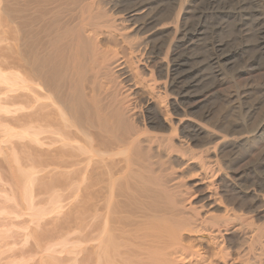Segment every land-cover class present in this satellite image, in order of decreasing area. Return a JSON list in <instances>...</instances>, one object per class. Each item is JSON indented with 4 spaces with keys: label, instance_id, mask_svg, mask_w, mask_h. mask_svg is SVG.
Returning a JSON list of instances; mask_svg holds the SVG:
<instances>
[{
    "label": "bare ground",
    "instance_id": "obj_1",
    "mask_svg": "<svg viewBox=\"0 0 264 264\" xmlns=\"http://www.w3.org/2000/svg\"><path fill=\"white\" fill-rule=\"evenodd\" d=\"M247 1L217 6L260 35L231 50L217 0H0V154L26 198L0 205L18 229L0 245L20 264H264V116L246 130L264 84L237 70L222 91L237 58L264 71L244 60L264 54V0Z\"/></svg>",
    "mask_w": 264,
    "mask_h": 264
},
{
    "label": "rangeland",
    "instance_id": "obj_2",
    "mask_svg": "<svg viewBox=\"0 0 264 264\" xmlns=\"http://www.w3.org/2000/svg\"><path fill=\"white\" fill-rule=\"evenodd\" d=\"M219 1H222V2H221V5H220V2H219ZM231 1H232V2H231ZM234 1H235V2L237 1V4L233 3ZM238 1H240V3L243 4V6H244L243 8H246V5L249 7V4H247V2H248L247 0H245V1L242 0L243 2H242L241 0H230V2H229V0H217V2H219V3L215 2V3L213 4V5H215L214 7H213V6H207V7H206L207 9L204 7V10L206 9L205 12H206V11L208 12V9H209V7H210L209 12H210V13H211V12L213 13V10H214V11H215V12H214L215 14H213V15L219 16V18H218V17H213V18H212L213 21H212L211 19H209V21H210L211 24H212V25H210V22L208 21V22H209L208 25L210 26L209 28H211L212 26L215 27V26H217V25H219V24H224V25H223V26L225 27L224 29H226V28L229 29V30L232 29L231 31H229V30L226 29V30L229 31L230 33L226 32V30H223V32L220 31V33H219L218 35H216L217 40L220 39L219 41H223V40L225 41V39H227L226 42H227L228 44H227L226 47L229 48V46H231V47H232V48H230L231 50H235V49H237V50H241V49H244V48H246V47H249V45L251 46L252 44H254L255 41L258 40L259 37H260V35L257 33L258 30L255 29V26H254L253 24H252V26L249 24V23H250V20H249V19H248V20H249V23L247 24V22H248V20H247V22H246L247 25L245 24V25L247 26V28H246V26H244V28H245V29H244V28H239V27H237V25L235 26V24H237V23H234V22H235V21L237 22V20H234V22H233L232 19L227 20V19L225 18V16H221V17H223V18L220 17V14H222V13H220V11H221L222 9H223V11H221V12H223V13H227V11H228V14H233L234 11H235V13H236V12H239V11H240V9H239L240 6H238ZM244 2H245V4H244ZM249 2H250V1H249ZM249 2H248V3H249ZM216 3H217V4H216ZM222 3H223V4H222ZM218 4H219L221 7H220ZM225 4H226V5H225ZM217 6H219V7L222 8V9L220 10V8H218ZM223 6H224V7H223ZM212 7H213V8H212ZM215 7L217 8L218 11L215 10V9H216ZM248 7H247L246 9H248ZM211 8H212L213 10H212ZM226 8H227V9H226ZM231 8H232V9H231ZM243 8H242V9H243ZM224 9H226V10H224ZM228 9L230 10V12H229ZM262 9L264 10V8H262ZM224 11H225V12H224ZM209 12H208V13H209ZM217 12H218V13H217ZM231 12H233V13H231ZM216 18H217V19H216ZM224 18H225V19H224ZM218 19H219V20H220V19H222V20H226V21H228V22H226V21L223 22V21H222V23H221V22H220L221 20L218 21ZM215 20H216V22H215ZM229 21H230V22H229ZM192 22L195 23L196 21L194 22V20H193ZM192 22H191V25H192ZM213 22H214V23H213ZM218 22H219V23H218ZM228 23H229V24H228ZM231 23H234V24H231ZM214 24H215V25H214ZM227 24L230 25V26L232 25V26L237 27V28H233V27L230 28V26H228ZM225 25H227V27H226ZM248 25H249V26H248ZM253 26H254V27H253ZM228 27H229V28H228ZM249 27H250V28H249ZM252 27H253L254 29H253ZM256 27H257V26H256ZM233 29H234V31H233ZM237 29H238V30H237ZM239 29H240V30H239ZM247 29H248V30H247ZM251 29H252L253 31H252ZM241 30H243V31H242V34L240 33ZM250 30H251L252 32H250ZM254 30H255V32H256V35H255ZM208 31H209V30H208ZM225 32H226V33H225ZM231 32H233V33L231 34ZM235 32H237V35H236ZM238 32L241 34L242 39H241V37H239L240 34H238ZM247 32H250V35H249V33H247ZM220 34H221L222 36H221ZM229 34H230V35H229ZM233 34H234V35H233ZM244 34H248V35H244ZM231 35L234 37V39H233V37H232ZM238 35H239V36H238ZM243 35H244V37L246 38L245 40H247V38H248L247 41L244 40ZM252 35H253V36H252ZM218 36H219V38H218ZM228 36H229V37H228ZM237 36H238L239 38H238ZM246 36H247V37H246ZM249 36H250V37H253V38L250 39ZM210 37H212V36H211L210 34H208V36L206 37L207 40H206V38H205V39H204L205 41L202 40L203 42H202V41L198 42L199 44L201 43L200 45L197 44V46H195L194 48L189 49V50H188V53H189L188 55H189V56H194V55L197 56L196 54H198V55L200 54V55H203V56H204V54H205V55L207 56V54H209V48H207V47H208L207 44H208L209 40H211ZM226 37H227V38H226ZM230 37H231V38H230ZM235 37H237L238 40L241 39L242 41L239 40V42H238V40H237ZM229 38H230L231 40H230ZM208 39H209V40H208ZM235 39H236L237 41H236ZM228 40H229V41H228ZM234 41H235L236 43H234ZM240 41H241V42H240ZM250 42H251V43H250ZM237 43H238V44H237ZM245 43H246L247 45H245ZM248 43H249V45H248ZM239 44H240V45H239ZM228 45H229V46H228ZM244 45H245V46H244ZM205 46H206V47H205ZM243 46H244V47H243ZM239 47H240V48H239ZM205 48H207V49L205 50ZM228 48H225V52L230 51V49H228ZM227 49H228V50H227ZM204 51H206V53H203ZM207 51H208V52H207ZM251 51H252V52H251ZM255 51H256V50H254V51H253V50H249V51L247 52L248 54L245 56L244 60H246V59H248V58H251V57H253L254 55H256L257 58L260 59V60L258 59V63L264 67V65H263V64H264V63H263V62H264V61H263V60H264V54H262V55L260 54V55H259V54H256ZM253 52H255V54L252 55ZM201 53H202V54H201ZM249 53H251V54L249 55ZM193 54H194V55H193ZM248 55H249V57H247ZM251 55H252V56H251ZM261 58H262L263 60H262ZM237 59H238V60L240 59V60H239V61L241 62L240 64H239V61H238ZM237 59H236V61H234V63L236 62L235 64H234V63L230 64L231 67H230L229 65L225 67L227 70L224 68V69H225V72H224L223 75H224V77L227 78V79L230 78L229 80L231 81V83H228V84L225 86L226 88L223 87L224 89H222V91H224V94H228L229 96H231L230 94H233V93L235 92V90H236L235 88H237V86H234V83H233V81H232V80H234L233 78H235L236 81H238V80L240 79V80L238 81V82L240 83V85H241V84L244 85V84H247V83H248V84H249V85H248L249 87L252 86L251 88H253V91H252V92H253V95L257 97V94H258V93H257L256 90H258V92H259V90H260V89H259V86H261V88H263L262 86H263V84H264V79H263L262 77L264 76V74H263L264 71H263V70H255V72H254V71H251L249 68H247V70H244V69H246V67H245V65H244L245 61H242L241 58H237ZM261 60H262L263 62H262ZM237 61H238V62H237ZM259 61H260V62H259ZM261 62H262V64H261ZM237 64H238V65H237ZM233 65L236 66V69H235V66L233 67ZM239 66H241V67H243V68H241V67H239ZM232 67H233L234 69H233ZM244 67H245V68H244ZM238 68H239V69H238ZM228 69H229V70H228ZM242 69H243V71H242ZM237 70H238V72H237ZM240 70H241L242 73L239 72ZM248 70H249L250 72H249ZM245 71H246V72H245ZM259 71H261V72H259ZM236 72H237V74H238V75H237V76H238V77H237L238 80H237V78H236V74H234V73H236ZM247 72H248V73H247ZM225 73H226L227 76L225 75ZM259 74L262 76L261 78H260V75H259ZM251 75H252V76H251ZM257 76H259V77H257ZM231 77H232V78H231ZM240 77H241V78H240ZM248 77H249V78H248ZM243 78H244V79H243ZM231 79H232V80H231ZM245 79H246V80L249 79V80L246 81ZM262 79H263V80H262ZM261 80H262V82H261ZM230 81H229V82H230ZM242 82H243V83H242ZM246 82H247V83H246ZM260 82H261V83H260ZM259 83H260V84H259ZM231 84H232V85H231ZM228 86H229V87H228ZM231 86H232V87H231ZM233 86H234V88H233ZM239 87H240V86H239ZM239 87H238V88H239ZM256 87H257V88H256ZM227 88H228V89H227ZM230 88H231V89H230ZM238 88H237V89H238ZM229 92H230V93H229ZM232 92H233V93H232ZM254 92H255V94H256V93H257V94L255 95ZM222 94H223V93H222ZM224 94H223V95H224ZM253 95H252L251 99H253V97H254ZM226 97H227V95H226ZM256 97H254V98H256ZM251 99H250V101H251ZM212 102L216 104V102H214V101H212ZM251 102H252V101H251ZM213 103H212V104H213ZM215 104H214V105H215ZM216 105H217V104H216ZM231 105H232V104H229V107H228V103H226V105H224V107H225V106H227V107H225V108L221 107L222 109H225V110H222V111H223L222 114L224 115V114H226V113L228 112V113L225 115L227 118H228V116H230V117H232V118H230V119H233V118L235 119V118H236L237 121L239 120V123H242V119H241V118H238V117H240V116H237L236 114H235L236 116L233 115V113H235V111H234V112H233V110L231 111L230 107L232 108V106H233V105H232V106H231ZM263 107H264V105H263ZM228 108H229V111H228ZM261 108H262V105H261V107H259L258 110L255 112V114H254V116H253V118H252L253 121H252V122L250 121V123H248V125L246 126V130H248V131L253 130L254 128L257 127V125H258L257 122H260V120L263 119L262 117L264 116V110H263L264 108H263V109H261ZM226 109H227V110H226ZM261 111H262V112H261ZM229 112H230V114H229ZM232 112H233V113H232ZM257 112H258V113H257ZM231 113H232V114H231ZM259 113H260V116H259ZM262 113H263V114H262ZM231 115H232V116H231ZM257 115H258V116H257ZM233 116H234V117H233ZM255 117H256V120H258V121L255 120ZM240 121H241V122H240ZM256 123H257V124H256ZM249 125H250V126H249ZM254 125H255L256 127H255ZM251 126H252V127H251ZM248 127H250V128H248ZM244 130H245V129H244ZM254 130H255V129H254ZM248 153H249V152H246V153H245L246 160H245L244 162H246V163L243 164L244 162H242V163L240 164L239 167L242 168L243 165H246V164L249 165V164L253 161V157L251 156L250 153H249L250 155H249ZM246 154H247V155H246ZM1 157H2V158H1ZM0 158L2 159V160H0V195H1V196H0V197H1L0 200H2V201L5 200L4 202L0 201V205L4 206V204H6V203L9 202V201H11V203L9 202L10 205H14V204H15L14 201L16 202V200H17V202H18V201L21 202L22 199L25 200V199H26V198H24V195H25V194H24L23 192L20 193V191H18V190H17V191H14V189H13L14 187H12V184H11V182L13 183V180L9 178V177H10V176H9V173L6 172V171H7V168H6L7 164H5L6 161L4 162V160H3L4 158H3V155H2V154H0ZM250 158H251L252 160H251ZM248 159H250V160H248ZM247 160H248V162H247ZM1 161H2V162H1ZM248 163H249V164H248ZM251 165H252V164H251ZM244 167H245V166H244ZM244 167H243V168H244ZM5 168H6V169H5ZM1 173H2V175H1ZM4 173H5V174H4ZM7 173H8V174H7ZM8 178H9V179H8ZM8 180H9V181L12 180V181L9 182ZM1 182H2V183H1ZM6 182H7V183H6ZM3 184H4V185H3ZM13 184H14V183H13ZM37 185H39V183H36V184H35L34 188L37 187V189H36V190H33V191L35 192V193H33V195L36 196V199H35V201H36V202H35V203H36V207H39V208H40V207H44V206H45V205H44L45 203H44V204H43V203H39V202H40L39 200L42 199L43 195H42V196H41V195H37V192L39 191V187H40V185H39V186H37ZM13 186H14V185H13ZM6 188H7V189H6ZM3 189H5V190H8V189H9L10 191L8 190V192H10V193L7 195L8 192L5 193L6 191L3 190ZM12 189H13V192L16 193V194H14V196H13V200H12V195H13V194H11ZM1 190H3V192H2ZM3 193H4V195H3ZM10 195H11V196H10ZM20 195H23V196H20ZM6 196H9V197H6ZM27 196H28V195L26 194L25 197H27ZM29 196H30V195H29ZM5 197H6V198H5ZM40 197H41V198H40ZM9 198H10V199H9ZM28 198H29V197H28ZM43 198H44V197H43ZM3 199H4V200H3ZM15 199H16V200H15ZM18 199H19V200H18ZM37 199H39V200H37ZM6 201H7V202H6ZM12 201H13L14 204L12 203ZM37 201H38V202H37ZM3 203H4V204H3ZM37 203H39V204H37ZM7 204H8V203H7ZM42 204H43V206H42ZM39 205H40V206H39ZM65 210H66V209H65ZM60 216H63V214H61V215L59 214L58 217H60ZM2 217L4 218V216L0 215V223H1V224L3 223L2 225L0 224V226H2L3 228H2V227H0V228H1L2 230H4V231H1V229H0V232H1V233H4L5 231H8V230L10 229L11 226L8 227V226H7V225H9L8 222L5 223V221H3V218H2ZM2 221H3V222H2ZM5 224H6V225H5ZM3 225H4V226H3ZM5 226H6V227H5ZM4 227H5V229H4ZM41 227L44 228V226H41ZM41 227H40V228H41ZM6 228H7V230H6ZM11 229H13L15 232H18V229H14V228H12V227H11ZM13 230H12V231H13ZM10 232H11V231H10ZM10 232L7 233L8 236L12 234V233L10 234ZM1 233H0V236H1ZM4 235L6 236L5 233H4ZM4 235L2 234V236H4ZM8 239H9V242H8V245H9V246L7 245V243H6V245H5L4 243H3V245H2V244L0 245V252L3 253V254H2V257L0 256V258H2V259H0V264H9V263H10V264H11V263H12V264H16V263H18V262H19L18 264H20V261H22V259H24V258H21L22 256H21V257L19 256L20 258H18V256H13L14 254L12 255V253H15V252H16V251H14V250H17V251H18L19 248H20L21 246L18 245L17 247L13 246L14 248L11 247V246H12V245H11V242H12V241L14 242V239H13V238H8ZM8 239H7V241H8ZM59 241L62 242L63 239H61V240H59ZM64 241H65V240H64ZM64 241H63V242H64ZM13 242H12V243H13ZM63 244H64V245H63ZM70 244L74 246L73 242H70V243H65V242H64V243L60 244V245L58 246V247H59V250L61 251V250H63L62 248L65 249V247H66V250H67V249H71L72 246H70ZM67 245H69V246L67 247ZM63 246H64V247H63ZM5 247H6V248H5ZM58 247H57V249H58ZM2 248H3V249H2ZM9 248L11 249V251H12V250H13V251L11 252V251L6 250V249H9ZM10 249H9V250H10ZM1 250H2V251H1ZM3 251H4V252H3ZM7 251H8V252H7ZM10 253H11V254H10ZM65 254H66V253H63V254L61 253V254H56V255L58 256V258H61V257H64ZM3 255H4V256H3ZM8 255H9L10 257H9ZM61 255H62V256H61ZM6 256H8V257H6ZM4 257H6V258H4ZM15 257H16V258H15ZM11 258H12V259H11ZM1 262H2V263H1Z\"/></svg>",
    "mask_w": 264,
    "mask_h": 264
}]
</instances>
